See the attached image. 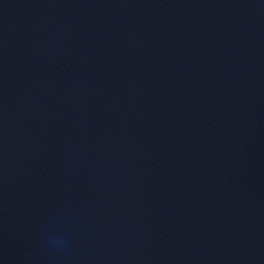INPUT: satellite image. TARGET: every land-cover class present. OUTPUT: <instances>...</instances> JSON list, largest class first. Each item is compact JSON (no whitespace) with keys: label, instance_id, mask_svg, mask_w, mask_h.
<instances>
[{"label":"water","instance_id":"obj_1","mask_svg":"<svg viewBox=\"0 0 264 264\" xmlns=\"http://www.w3.org/2000/svg\"><path fill=\"white\" fill-rule=\"evenodd\" d=\"M0 264H264V0H0Z\"/></svg>","mask_w":264,"mask_h":264},{"label":"clouds","instance_id":"obj_2","mask_svg":"<svg viewBox=\"0 0 264 264\" xmlns=\"http://www.w3.org/2000/svg\"><path fill=\"white\" fill-rule=\"evenodd\" d=\"M46 244L50 249L60 251L67 246V239L61 235L50 234L46 236Z\"/></svg>","mask_w":264,"mask_h":264}]
</instances>
